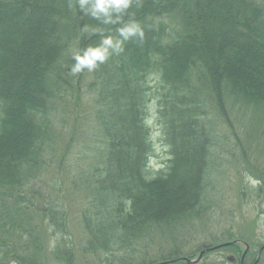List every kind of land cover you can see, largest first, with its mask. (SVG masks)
<instances>
[{"label": "trees", "instance_id": "16d2710c", "mask_svg": "<svg viewBox=\"0 0 264 264\" xmlns=\"http://www.w3.org/2000/svg\"><path fill=\"white\" fill-rule=\"evenodd\" d=\"M131 21L143 39L125 40L94 72L69 74L73 53L102 36L123 39L117 29ZM153 103L167 156L158 169L150 165ZM84 105L93 128L77 152ZM234 112L249 114L264 137V0H133L117 24L84 14L75 0H0V264H46L49 255L72 264L76 250L85 264L182 256L177 239L164 243L213 223L214 147ZM66 117L70 138L58 155ZM68 155L73 185L80 180L88 194L79 213L88 240L74 251L66 210L43 184ZM54 232L62 238L47 251Z\"/></svg>", "mask_w": 264, "mask_h": 264}, {"label": "rangeland", "instance_id": "374dc122", "mask_svg": "<svg viewBox=\"0 0 264 264\" xmlns=\"http://www.w3.org/2000/svg\"><path fill=\"white\" fill-rule=\"evenodd\" d=\"M87 108L86 113L84 109ZM82 116L86 115V120L79 121L76 127L75 140L71 145L73 150L78 152L81 144L85 140L86 132H92L93 128V111L89 106L84 105L80 111ZM228 111H231L230 106H226ZM155 110L153 104L150 105L148 124L152 129V140L155 144L154 157L151 158L150 165L154 169H158L157 165H163L167 158L164 153L165 148L160 145V132L155 123ZM247 117V118H246ZM249 114L245 116L242 113H231L230 120L233 122V127L228 124L221 127L218 131V140L215 143L214 154L216 159V168L213 172V191L215 213L213 214V223L209 228H182V233H179L176 238L160 243L163 245H175L173 240L178 241L181 246V254L188 255L194 253V250L202 243L210 244L214 238L220 242L228 239H238L241 236L247 239H239L241 241L250 240L252 246L264 242V137L260 134L259 129L253 126L249 121ZM68 118L64 121V125L69 130H66L62 141L59 143L58 155L62 151L63 142H66L70 137V128ZM63 125V126H64ZM56 128L62 127L55 120ZM215 130L217 127L215 126ZM85 132V133H84ZM81 133L84 135L81 136ZM81 139L78 140V135ZM78 144L76 149L75 145ZM87 147H89V137L87 136ZM159 147V151L157 148ZM98 146L94 145L93 151L97 152ZM97 155V154H96ZM69 158V160H68ZM80 158V157H79ZM77 160L81 166L87 167L88 160L80 158ZM58 165H61L60 168ZM78 165V164H77ZM75 165H72L71 156L68 155L63 163H58L43 176V184L48 196L51 200H59L60 207L66 210L68 218V230L70 238L73 241V251L77 246L85 245L88 240V233L79 221V213L86 206L87 195L83 189L82 182L79 180L78 186L73 183L77 181ZM80 171V166L78 165ZM244 173H248L253 177L258 178L262 183L256 188L250 187L244 179ZM75 186V189H74ZM85 200V201H84ZM53 228H49L51 233ZM56 230H61L56 228ZM253 233V234H252ZM56 237V239H55ZM232 237V238H231ZM61 233L51 236V240L47 243V251L58 244L61 239ZM168 238V236L166 237ZM214 242V243H216ZM212 244V243H211ZM175 247V246H172ZM163 248V247H162ZM164 248H167L164 246ZM176 248V247H175ZM154 249L153 253L148 256L151 258L157 257L159 254ZM264 251V250H263ZM196 252V251H195ZM231 254L228 249H220L206 254L202 260V264H232L225 260L226 256ZM72 264H85V259L79 251H75ZM261 258L264 260V252L261 253ZM46 264H66L64 261L54 259L53 256H48ZM185 264V263H183ZM201 264V263H200Z\"/></svg>", "mask_w": 264, "mask_h": 264}, {"label": "clouds", "instance_id": "9594fccd", "mask_svg": "<svg viewBox=\"0 0 264 264\" xmlns=\"http://www.w3.org/2000/svg\"><path fill=\"white\" fill-rule=\"evenodd\" d=\"M80 10L104 24H117L122 20L123 14L129 9L133 0H75ZM72 6V5H70ZM84 31H88L85 26ZM123 39H114L112 36H102L100 44L88 46L82 51L73 53L74 63L69 69V74L76 76L85 69L94 72L102 63L106 62L112 52L122 51L123 42L132 37H144V32L135 21L124 24L117 29ZM159 151V147L157 148ZM163 167V165H157ZM245 182L252 188L259 186L262 181L248 173H244Z\"/></svg>", "mask_w": 264, "mask_h": 264}, {"label": "flooded vegetation", "instance_id": "af4514ba", "mask_svg": "<svg viewBox=\"0 0 264 264\" xmlns=\"http://www.w3.org/2000/svg\"><path fill=\"white\" fill-rule=\"evenodd\" d=\"M217 239L219 238H214L212 242H209L210 244H200L194 250V253H191L189 256L182 255L172 260H165L160 264H202V260L205 258L206 254L220 249H228L231 254H228L225 260L232 264H264V260L261 258V253L264 252V242L255 247V245L252 246V243L239 239H228L216 242L218 241ZM201 252L203 253L199 256ZM186 259L196 261H187Z\"/></svg>", "mask_w": 264, "mask_h": 264}, {"label": "water", "instance_id": "95a60500", "mask_svg": "<svg viewBox=\"0 0 264 264\" xmlns=\"http://www.w3.org/2000/svg\"><path fill=\"white\" fill-rule=\"evenodd\" d=\"M202 253H203V252H201L199 256H201ZM186 260H187V261H196V260H189V259H186Z\"/></svg>", "mask_w": 264, "mask_h": 264}]
</instances>
